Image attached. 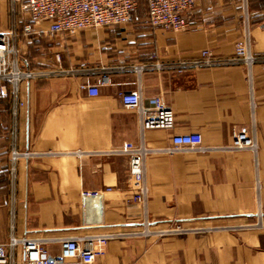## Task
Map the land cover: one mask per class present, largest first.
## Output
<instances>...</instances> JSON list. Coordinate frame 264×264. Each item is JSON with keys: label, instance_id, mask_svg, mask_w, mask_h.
I'll return each instance as SVG.
<instances>
[{"label": "crops", "instance_id": "obj_1", "mask_svg": "<svg viewBox=\"0 0 264 264\" xmlns=\"http://www.w3.org/2000/svg\"><path fill=\"white\" fill-rule=\"evenodd\" d=\"M11 4L0 0V32L24 23ZM246 11L261 58L252 82L241 64L142 75L128 67L153 57L191 64L204 50L230 58ZM187 16L183 31L132 15L123 26L18 43L31 67L55 64L60 52L63 66L79 73L24 82L17 117L10 88L0 86V243L14 233L55 239L59 250L62 238L108 234L106 251L88 264H264V0H200ZM105 73L100 94L90 95L86 85L100 84ZM129 90H140L146 106L161 96L173 126L140 131L138 111L121 101ZM239 127L255 133L257 152L230 148ZM190 133L202 135L205 151H167L174 136ZM141 136L150 150L146 207L131 199L129 157L113 153ZM14 145L34 155L19 161L13 186ZM85 190L103 191L102 215L83 214Z\"/></svg>", "mask_w": 264, "mask_h": 264}, {"label": "built area", "instance_id": "obj_2", "mask_svg": "<svg viewBox=\"0 0 264 264\" xmlns=\"http://www.w3.org/2000/svg\"><path fill=\"white\" fill-rule=\"evenodd\" d=\"M12 11L24 19L22 27L0 32V86L3 90L10 88L14 101V115L17 117L21 100V86L24 82L53 76H75L79 70L64 67L60 52L56 53V63L39 67L29 66L21 54L18 43L32 38L73 37L88 29L123 26L131 21L138 0H11ZM200 0H146L149 24L154 28L183 31L190 27L188 13ZM250 15H244V33L236 43L235 52L230 58L215 56L211 51H202L201 58L191 64L182 63L168 66L155 59L150 62H136L129 69L142 75L149 70L175 68L199 69L206 66L241 64L247 69L248 79L252 82L253 68L260 62L252 48L253 39L250 32ZM119 68L124 69L125 66ZM105 73L100 84L86 85L90 95L100 94V86L107 82ZM125 108L135 109L140 115V131L148 128H170L174 124L172 110L164 103L161 96L154 98L151 106L143 104L140 90H129L121 93ZM173 144L168 152L185 145L198 151H205L203 137L200 133H190L173 137ZM231 149H249L258 151L256 135L247 127L233 130ZM150 150L145 146L142 136L139 141L125 140L113 153L129 157V169L132 176L133 191L131 199L143 204L148 202L149 189L146 182V157ZM34 155L30 150L20 149L14 145L9 157V178L14 186L17 180L18 163L22 158L29 159ZM259 187V184L257 183ZM110 189V188H108ZM83 214L87 216L91 209L100 215L104 211L103 191L85 190L81 193ZM147 226L149 220L145 219ZM178 230V229H177ZM176 230V231H177ZM146 232V231H145ZM171 231H158L164 234ZM111 235H79L59 239L60 248L53 249L55 239L30 238L11 233L7 241L0 243V264H88L103 254Z\"/></svg>", "mask_w": 264, "mask_h": 264}, {"label": "rangeland", "instance_id": "obj_3", "mask_svg": "<svg viewBox=\"0 0 264 264\" xmlns=\"http://www.w3.org/2000/svg\"><path fill=\"white\" fill-rule=\"evenodd\" d=\"M146 14H148L146 0H138L136 9L134 10L133 15H146ZM88 30H91V29H88Z\"/></svg>", "mask_w": 264, "mask_h": 264}, {"label": "trees", "instance_id": "obj_4", "mask_svg": "<svg viewBox=\"0 0 264 264\" xmlns=\"http://www.w3.org/2000/svg\"><path fill=\"white\" fill-rule=\"evenodd\" d=\"M147 4V3H146Z\"/></svg>", "mask_w": 264, "mask_h": 264}]
</instances>
